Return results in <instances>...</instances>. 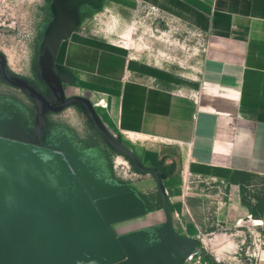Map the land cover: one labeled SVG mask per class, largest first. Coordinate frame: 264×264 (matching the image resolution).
Instances as JSON below:
<instances>
[{
  "label": "crops",
  "instance_id": "crops-1",
  "mask_svg": "<svg viewBox=\"0 0 264 264\" xmlns=\"http://www.w3.org/2000/svg\"><path fill=\"white\" fill-rule=\"evenodd\" d=\"M145 1L201 34L204 48L192 85L149 80L137 58L79 39L64 42L60 59L71 74V91L93 102L105 127L143 166L159 165L173 229L198 244L197 236L212 225L232 228L251 220L256 204L242 199L239 178L264 179V0ZM84 165L95 167V199L104 205L113 236L144 231L143 247L162 244L154 260L175 258L181 245L164 229L153 173L127 181L99 161ZM191 176L227 183L229 191L225 197L193 190L185 185ZM259 202L254 223L245 224L257 226L264 240V190ZM253 264H264V244Z\"/></svg>",
  "mask_w": 264,
  "mask_h": 264
},
{
  "label": "rangeland",
  "instance_id": "rangeland-1",
  "mask_svg": "<svg viewBox=\"0 0 264 264\" xmlns=\"http://www.w3.org/2000/svg\"><path fill=\"white\" fill-rule=\"evenodd\" d=\"M81 1L83 8H77L74 3L68 5L72 17L62 38L70 43L72 39L89 41L133 56L142 63L141 75L162 85H192L204 48L202 36L196 29L145 0ZM78 10H82V15ZM58 15V10L53 9V0H0V57L10 74L34 87H41V92L46 95L49 94L46 86L52 74L41 70H44L43 62L46 60L45 47L61 20ZM59 64L60 70L68 69L62 60ZM65 73L71 75L69 71ZM3 108L9 110L11 116L5 119L0 115V129H8L11 134L10 139L0 138L4 140L3 144L7 140L19 139L27 146L56 151L64 157L67 153L65 148L73 147L79 159L104 163L110 166L115 177L122 180L153 178L151 172L134 169L132 162L102 135L83 101L75 100L62 111L41 119L44 110L37 99L25 89L7 82L0 71V113ZM94 109L96 111V107ZM23 122H26L28 129H22ZM40 125L42 131L49 132L47 139L44 138L48 142L45 145L39 144L38 137H35L41 129ZM22 130L26 135L15 137L17 131ZM49 146L52 149L46 148ZM2 152L4 150L0 149V158H5ZM239 179L242 199L256 204L248 218L252 223L258 216L257 206L263 195L264 179L255 175ZM185 185L212 195L225 196L229 191L227 183L194 176L186 179ZM245 225L243 221L232 228L222 222L212 225L200 237L197 236V246H201L212 258L216 251L228 262L234 263L237 259L251 261L253 257L247 256L244 250L261 233L257 231V226L248 229ZM214 234L218 235L215 240H207V243L201 241V238L208 239Z\"/></svg>",
  "mask_w": 264,
  "mask_h": 264
},
{
  "label": "water",
  "instance_id": "water-1",
  "mask_svg": "<svg viewBox=\"0 0 264 264\" xmlns=\"http://www.w3.org/2000/svg\"><path fill=\"white\" fill-rule=\"evenodd\" d=\"M56 48L53 47L55 51L43 62L41 71L63 75L68 73L67 69L47 70L54 66ZM72 100L87 104L97 129L137 170L153 173L166 213L164 229L171 241L181 245L177 256L173 259L171 256L167 264H182L197 247V242L173 229L162 184L164 174L159 165L143 166L119 136L105 127L87 97L72 96L68 101ZM3 142L0 140V149L6 155L0 158V264L162 263L160 259L154 260L155 254L160 257L157 251L162 244L143 247L144 231L113 236L104 205L95 199L99 192L92 187L96 185L92 174L95 167L90 166V171L73 147L65 148L64 157L59 152L36 149L16 141ZM122 207L125 210L126 203Z\"/></svg>",
  "mask_w": 264,
  "mask_h": 264
},
{
  "label": "flooded vegetation",
  "instance_id": "flooded-vegetation-1",
  "mask_svg": "<svg viewBox=\"0 0 264 264\" xmlns=\"http://www.w3.org/2000/svg\"><path fill=\"white\" fill-rule=\"evenodd\" d=\"M97 2L98 0H94ZM99 3L102 2V0L98 1ZM70 3L76 4L77 8H83V4L81 0H53V9L58 10V13L61 18L60 22L57 24L56 28V33L50 38L49 44L45 47L44 50V55L46 59H49L50 56L53 54L55 50H53V47L57 46L56 48V56H55V61H54V66L51 68H48L47 70H60L57 66L58 63H60V58L62 57L63 52L65 51L66 43L68 42V39L62 38L61 35H63L66 32V26L68 25L69 20L71 21L72 15L69 12V7ZM79 13L82 15V10H78ZM58 42V43H57ZM65 42V47L63 48V44ZM63 48V50H62ZM57 63V64H56ZM0 64H1V72L4 75L5 80L9 82L12 85L21 87L28 91L32 96L37 99L40 107L42 110H44V116H41L42 118H46L47 116L58 113L62 111L67 105L70 103L74 102L75 100L68 101L72 96H83L84 94H76L71 91L70 86L72 85L71 83V78L68 74L63 73V75H52L50 82L46 86L49 89V94L46 95L41 92L42 89L39 86H32L28 84L27 82L23 81L20 78H17L14 74H10L8 72L7 67L5 65V62L1 59L0 57ZM66 69V68H65ZM65 79V80H64ZM23 84L24 86H20ZM2 118L5 119H10V112L7 109L3 108V111L1 110L0 113ZM41 128V125H40ZM43 128V127H42ZM42 128L39 130V133L35 135V137L39 139V144L45 145L44 143H48L46 141V137L49 136V132L42 131ZM22 129H28V125L26 122H23L22 124ZM17 131V138H20V135L25 136V132ZM29 133L30 130H28ZM11 134H9V130L2 128L0 129V138L2 139H10L9 137ZM13 135V134H12ZM15 135V134H14ZM46 138V139H44ZM16 142H21L19 139L14 140ZM23 143V142H21ZM51 143V142H50ZM124 144V143H123ZM127 146L126 144H124ZM48 146V145H46ZM128 147V146H127ZM49 149H52L50 146L46 147ZM134 169H137L135 165L132 163ZM108 166V165H107ZM110 167V166H109ZM146 200V197H145ZM148 202V201H147ZM160 203V202H157Z\"/></svg>",
  "mask_w": 264,
  "mask_h": 264
},
{
  "label": "built area",
  "instance_id": "built-area-1",
  "mask_svg": "<svg viewBox=\"0 0 264 264\" xmlns=\"http://www.w3.org/2000/svg\"><path fill=\"white\" fill-rule=\"evenodd\" d=\"M240 222H241V220L238 221V223H240ZM245 226H247V224ZM230 235H232V234H230ZM217 236H218L217 234H214L213 236H210V238H208V239L201 238V241L203 243H207L206 242L207 240L215 239ZM198 237H200V236L198 235ZM263 244H264V240L262 238V235L258 236L257 240H254V242L252 243V246L248 245L246 247V249L244 250V253L247 256L253 257V260L245 261V260L237 259V261H235L234 263L225 261L223 259V257L221 255H219V253L216 251L213 254L214 258H212L211 256H209L207 254V252L201 246L200 247L198 246L191 253H189L186 256V258L184 259L182 264H226V263H228V264H231V263H233V264H253L257 254H258L260 248H262ZM234 253H236V251H234ZM233 257H235V256H233Z\"/></svg>",
  "mask_w": 264,
  "mask_h": 264
},
{
  "label": "trees",
  "instance_id": "trees-1",
  "mask_svg": "<svg viewBox=\"0 0 264 264\" xmlns=\"http://www.w3.org/2000/svg\"><path fill=\"white\" fill-rule=\"evenodd\" d=\"M249 175H250V174H246V173H245V174L243 175V177H247V176H249ZM233 180H234V179H233ZM247 203H248V202H247ZM261 203H262V199H261ZM261 203L259 202L258 206H260Z\"/></svg>",
  "mask_w": 264,
  "mask_h": 264
},
{
  "label": "bare ground",
  "instance_id": "bare-ground-1",
  "mask_svg": "<svg viewBox=\"0 0 264 264\" xmlns=\"http://www.w3.org/2000/svg\"><path fill=\"white\" fill-rule=\"evenodd\" d=\"M215 239H216V238H215ZM215 239H214V240H215ZM212 240H213V239H212Z\"/></svg>",
  "mask_w": 264,
  "mask_h": 264
}]
</instances>
